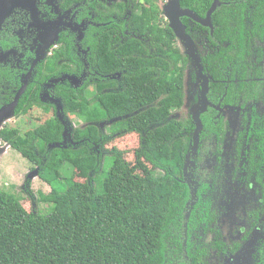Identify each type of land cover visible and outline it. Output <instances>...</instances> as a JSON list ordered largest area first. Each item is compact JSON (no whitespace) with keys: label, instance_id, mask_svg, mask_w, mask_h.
<instances>
[{"label":"flooded vegetation","instance_id":"obj_1","mask_svg":"<svg viewBox=\"0 0 264 264\" xmlns=\"http://www.w3.org/2000/svg\"><path fill=\"white\" fill-rule=\"evenodd\" d=\"M169 1L36 0L40 28L28 11L16 9L1 34L2 52L15 53L6 58L7 67H0V110L14 102L29 72L31 80L16 107L34 90L61 102L60 91L118 90L141 68L144 55L162 64H175L178 56L177 74L169 76L173 83L176 76L181 80L184 97L169 116L190 119L192 128L178 176L186 200L163 264H264V0H212L209 6L205 0H180L181 10L200 20L217 2L210 26L180 16L190 45L177 37L165 15ZM146 7L156 15L151 23L169 32L167 38L143 32L139 24ZM100 36L110 49L137 42L126 57L117 54L119 69L101 67ZM52 78L58 83L48 87ZM42 104L56 112L55 105ZM5 127L11 128L10 122H3L0 132ZM5 146L12 148L0 136V147Z\"/></svg>","mask_w":264,"mask_h":264},{"label":"trees","instance_id":"obj_2","mask_svg":"<svg viewBox=\"0 0 264 264\" xmlns=\"http://www.w3.org/2000/svg\"><path fill=\"white\" fill-rule=\"evenodd\" d=\"M211 1L205 0L208 6ZM142 16L143 32L167 38L168 31L151 23L156 16L152 8H144ZM128 43L110 49L102 37L96 48L101 67L119 69L117 54L126 57L130 44H137ZM174 62L162 64L152 54L144 55L141 68L126 76L118 90L100 86L95 93L85 88L60 91L65 114L83 122L72 129L73 144L67 148L49 145L63 141L64 125L52 106L42 104L40 92L21 98L14 117H31L42 108L37 123L23 129L5 127L0 136L33 170L38 168L37 177L50 189L22 188L20 194L0 188V264L164 263L186 200L178 176L192 128L190 119L169 116L184 97L181 80L176 76L173 83L169 76L170 71L177 74L178 56ZM107 157L112 162L101 177ZM65 164L73 168L67 187L62 185ZM40 203L52 204L51 212L42 215Z\"/></svg>","mask_w":264,"mask_h":264},{"label":"rangeland","instance_id":"obj_3","mask_svg":"<svg viewBox=\"0 0 264 264\" xmlns=\"http://www.w3.org/2000/svg\"><path fill=\"white\" fill-rule=\"evenodd\" d=\"M47 47L48 45L44 46L42 51H44ZM39 58H40V55L38 56L37 60H34L32 64V69L34 65L39 61L38 60ZM31 74L32 73L29 72L28 74L23 75V86H25L27 83L30 82ZM51 96L53 95L49 94V96H46L45 98L48 100H51ZM6 113H4L6 115L3 117L0 115V119L2 118L3 122L4 121L10 122V125L12 128L19 127L23 129L24 126L31 127L37 123L35 116L42 113V108L35 109L31 117L29 116L14 117L13 115L10 116L11 115L10 112H6ZM6 117H8V119H6ZM72 117L67 116V118L70 121L71 128L75 127L76 125L78 126V125L83 124V122L80 120L79 117L75 116L74 119H72ZM118 125H121V124H119L118 122L116 126ZM71 128L68 130V135H69ZM114 128L115 127L113 124L110 127H108L107 130L108 132H112ZM68 135H66L67 139H68ZM107 156H110V155H107ZM111 162H112V158L107 157L105 161L103 173L99 174L101 177H104V175L108 171V166ZM72 169L73 168H71L69 164H65L61 170L62 175H63L62 185L64 187H67V185L70 183V177L72 176ZM32 170L33 169L31 168V163H29L25 158H23L21 154L17 152L15 149L8 148L3 154H0V185H1L0 188H5L6 190H9L11 193L19 192L20 194L22 192L21 191L22 187H20L21 185L24 187V189H27L28 191L30 189L33 192H37L41 188L43 191L49 190L50 189L49 186L46 183L42 182L37 177V174L31 173ZM23 173H24V176H23V182H22V178L19 177V174H23ZM100 190H101L100 188H97L96 192H100ZM52 208H53L52 204H44V203L38 204V210L42 215L49 214Z\"/></svg>","mask_w":264,"mask_h":264},{"label":"water","instance_id":"obj_4","mask_svg":"<svg viewBox=\"0 0 264 264\" xmlns=\"http://www.w3.org/2000/svg\"><path fill=\"white\" fill-rule=\"evenodd\" d=\"M216 6H217V2L214 1L211 8L209 9L208 15H207L205 20L197 19L195 17V15H193L189 10H181L180 0H170L169 3L166 5L164 11H165V15L168 17V19L171 23L172 28L174 29V31L176 33L177 37H179L181 40L186 41L190 45L191 44L190 40L186 37V35L184 33L185 27L179 20L180 16H183V15L193 16L196 19V21L198 20L203 25L210 26V15L215 10ZM16 9H22V10L28 11L31 15L32 22L37 24V25H35L37 28H40L38 23H40L41 19L39 18L40 13H39L37 5H36V0H0V30L2 29V26L5 22V20L12 13H14ZM31 25H32V23H31ZM12 52L15 53L14 50L7 51V52H2L0 50V63H4L6 58L9 57L10 53H12ZM188 54H189V51H188ZM58 80L57 79L50 80L47 83V86L48 87L53 86L54 84L58 83ZM25 90H26V85L21 87L19 93L16 95V98L12 104H10V105H8V107H5V108L0 110V115L2 117L7 114L6 112H10V114H11L10 116H12V115L14 116L15 108H16L19 96L24 94ZM46 96H49L48 92L42 91L40 93L41 102L55 105L57 118L64 125L63 141L61 143H51L49 145L51 146V148H53V147L67 148L68 144L69 145L73 144L72 140H71V131L73 128H71L70 121L67 118V116L65 115V112L63 109V104H62L60 98H56L55 96H51V100H48L45 98ZM2 112L6 113V114H4ZM6 119H8V117H6ZM0 120H1L0 121V130H1V127L3 125V121H2V118ZM194 121L197 125V128L199 129L200 128V120H199L197 113H194ZM100 124H101L100 126L103 125V123H100ZM98 125H99V123H98ZM70 128H71V130H70L69 135H68V130ZM66 135H68V139L66 138ZM8 148L9 147H7V146L0 147V154H3ZM31 173L32 174L35 173L38 175V173H39L38 168L32 170ZM30 176H32V175H30ZM33 177H34V175H33Z\"/></svg>","mask_w":264,"mask_h":264}]
</instances>
